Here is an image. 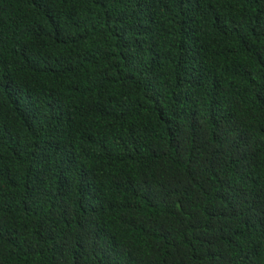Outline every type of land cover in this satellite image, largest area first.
<instances>
[{
    "label": "trees",
    "instance_id": "1",
    "mask_svg": "<svg viewBox=\"0 0 264 264\" xmlns=\"http://www.w3.org/2000/svg\"><path fill=\"white\" fill-rule=\"evenodd\" d=\"M0 264H264V0H0Z\"/></svg>",
    "mask_w": 264,
    "mask_h": 264
}]
</instances>
